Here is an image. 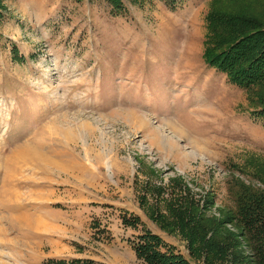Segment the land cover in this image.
<instances>
[{"label":"rangeland","instance_id":"374dc122","mask_svg":"<svg viewBox=\"0 0 264 264\" xmlns=\"http://www.w3.org/2000/svg\"><path fill=\"white\" fill-rule=\"evenodd\" d=\"M0 1V264H146L143 230L209 264L148 211L190 194L220 218L264 189V118L202 56L211 0Z\"/></svg>","mask_w":264,"mask_h":264},{"label":"trees","instance_id":"16d2710c","mask_svg":"<svg viewBox=\"0 0 264 264\" xmlns=\"http://www.w3.org/2000/svg\"><path fill=\"white\" fill-rule=\"evenodd\" d=\"M105 1L114 14L126 11L123 0ZM163 1L175 8L184 0ZM209 5L202 44L204 62L225 74L229 83L245 89L252 106L251 115L264 118V0H211ZM1 8L0 1V16ZM261 180L264 184V179ZM238 183L233 192L235 210L223 213L220 218L207 216L191 201L190 194L168 201L166 213L154 208L148 214L163 229L184 236L191 253L198 258L203 254L206 263L229 260L232 264H264V189ZM122 222L137 227L139 219L122 216ZM227 223H235L240 229L238 237L253 249L251 256L244 255L237 235L225 230ZM133 248L146 264H190L149 230L136 237ZM46 264H90V261L51 258Z\"/></svg>","mask_w":264,"mask_h":264}]
</instances>
